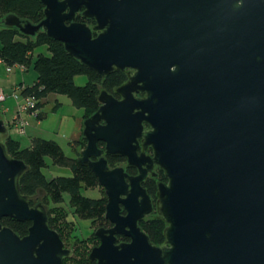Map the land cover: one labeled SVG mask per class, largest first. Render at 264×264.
I'll return each instance as SVG.
<instances>
[{"label": "water", "instance_id": "water-1", "mask_svg": "<svg viewBox=\"0 0 264 264\" xmlns=\"http://www.w3.org/2000/svg\"><path fill=\"white\" fill-rule=\"evenodd\" d=\"M42 2L40 22L16 13L3 22L28 35L45 29L101 74L131 69L116 89L121 97L101 90V105L84 120L78 160L105 187V215L115 222L97 230L90 256L98 264H264V0ZM80 10L93 27L75 19ZM99 141L139 173L111 167ZM155 164L168 178L157 203L165 245L138 225L154 209L142 180ZM27 167L0 141V264H62L71 250L46 206H31L21 191ZM5 216L30 219L29 233L4 225ZM117 233L132 240L116 244Z\"/></svg>", "mask_w": 264, "mask_h": 264}, {"label": "trees", "instance_id": "trees-1", "mask_svg": "<svg viewBox=\"0 0 264 264\" xmlns=\"http://www.w3.org/2000/svg\"><path fill=\"white\" fill-rule=\"evenodd\" d=\"M8 13H16L22 19L37 23L45 17V4L42 0H0V59L7 67L24 64L28 68L33 65L37 71L35 81L23 88V95L41 98L50 92L67 94L75 106L84 109L86 118L101 105L99 99L101 90L113 92L128 79L127 70L116 68L108 75H104L89 68L67 51L63 41L51 38L45 29L39 30L35 35H28L16 26L5 25L3 17ZM77 19L87 22L92 27L96 24L95 19L85 17L82 13L78 14ZM39 46L46 47L49 53L40 52L34 57V50ZM82 73L87 75L88 80L80 85L76 83L75 77ZM38 104L41 107L42 101ZM4 141L9 154L23 159L28 165L20 177V186L22 193L28 195L31 202H34L37 194L43 193L44 202H52L51 211L56 212L62 219L67 213L63 211L65 208L61 206V202L68 193L70 202L81 217L105 219L107 197L105 195L89 197L82 193L84 185L97 186L98 177L88 165L81 164L78 158L67 156L56 140L34 136L31 144L23 147L21 141L9 133ZM86 142V138L83 137L80 147L83 148ZM47 156H51L55 164L70 166L73 175H56L48 178L43 170L48 165ZM108 159L111 166H116L117 162L124 158L108 156ZM161 175H164L163 171ZM68 221L69 223L63 220V224L72 223L70 219ZM2 222L21 236L28 233L31 225L29 220L18 221L11 217H4ZM150 222L146 229H150L152 239L162 241L165 238L164 221L156 218ZM85 254H80L84 260Z\"/></svg>", "mask_w": 264, "mask_h": 264}, {"label": "rangeland", "instance_id": "rangeland-1", "mask_svg": "<svg viewBox=\"0 0 264 264\" xmlns=\"http://www.w3.org/2000/svg\"><path fill=\"white\" fill-rule=\"evenodd\" d=\"M34 57L38 55L40 52H45L46 54L49 53V51L46 49V47H37L34 50ZM20 68H12L11 70H14L16 72L13 74L6 71V63L0 62V85H4L5 82H9L11 79L8 77L9 74H11L12 79L15 77L19 79L21 75L24 76V78L27 81H30L29 83L33 82L37 78V71L33 65H30L28 70L25 72H21L19 70ZM35 78V79H34ZM88 80V77L86 74H78L75 77V81L77 84H85ZM22 85V84H21ZM18 86L20 91L22 92V86ZM13 95L7 94L4 100H0V102L5 101L8 97L15 98L18 102V108H20L21 101L19 100V96L13 92ZM55 94V93H54ZM57 98V100H56ZM59 101V104L57 103ZM20 110L21 115H18L17 117H12L11 115L5 116V121L9 127V133L12 134L14 137L19 139L21 141V144L23 147H28L31 144L32 137L30 136L33 132H28L25 134L18 133L14 128H17L19 124L20 119L22 118V115L28 116L29 123L27 124V127L33 123L34 120H36L38 117H34L29 115L28 113H25V111ZM84 109L81 107H77L72 103L71 98L64 93H57L56 95H53V97H50V99L44 104L43 113L47 114V117L44 121V124L42 125L43 130V137L48 139L56 140L63 148L65 154L69 157L78 158L79 156V150L80 147L78 145H75L73 139L69 138L70 135H72L73 131L77 128L76 122L79 118L83 116ZM35 118V119H34ZM87 118V117H86ZM11 121V123L9 122ZM13 127V128H12ZM7 134L0 135V141H4V138ZM83 134L81 133V138ZM46 160L48 162V165H46L43 170L48 178H52L56 175H66V176H72L73 175V169L70 166H62L59 164H55L51 158V156H47ZM104 190H102L100 185L97 186H83L82 187V193L89 197H100L103 195ZM43 201L44 202V195L37 194L36 198L34 199V202ZM47 205V209H49V212L53 215V218L55 222L58 225H61L62 228L66 231L67 235H72V239L69 241L70 246L75 245V251L73 253V259H71V263L75 264V259L80 258V254L84 250H87L89 253L88 248H91V245L93 244L92 241L95 238L94 234L92 233V228L96 225V223H92V220L90 218H82L79 217L78 214H76V208L75 206L70 202L69 195L66 193L64 200L61 202V206H64L65 211L67 214L64 215L62 219L57 215L56 212L51 211L53 207L52 202H44ZM59 205V204H58ZM67 217L70 218V220H75L74 223L76 226H71V224H68L66 226L63 224L64 222H68ZM64 220V222H63ZM72 227V228H71ZM66 228V229H65ZM87 237V238H86ZM86 252V254H87Z\"/></svg>", "mask_w": 264, "mask_h": 264}, {"label": "flooded vegetation", "instance_id": "flooded-vegetation-1", "mask_svg": "<svg viewBox=\"0 0 264 264\" xmlns=\"http://www.w3.org/2000/svg\"><path fill=\"white\" fill-rule=\"evenodd\" d=\"M82 11L83 10H80V11H78L77 13H76V20H78L77 19V16H78V14L79 13H82ZM82 15H83V13H82ZM86 17V16H85ZM89 18V17H88ZM3 19H4V17H3ZM94 19V18H93ZM78 21H80V20H78ZM98 33V31H96V33H94V34H97ZM18 65H20V64H18ZM20 67V66H19ZM26 69L28 70V68H27V66H26ZM8 70V69H7ZM124 70H127V72H128V77H129V72H130V68H126V69H124ZM128 80V79H127ZM126 80V81H127ZM125 81V82H126ZM124 82V83H125ZM123 84V83H122ZM121 84V85H122ZM26 85H23L22 86V90H23V88L25 87ZM120 86V85H119ZM119 86H117L116 87V89L119 87ZM114 90L113 92H111V91H109V92H111V93H113L115 96H117V97H121L120 96V94L117 92V90ZM139 95L140 96H143V95H145V92L144 91H141L140 93H139ZM39 98V97H38ZM43 99H44V97H41L40 98V101H43ZM6 122V121H5ZM10 123H11V121H9ZM6 125H7V123H6ZM145 126L146 127H148L149 125L147 124V123H145ZM7 127H8V125H7ZM13 128V127H12ZM16 131H17V129L16 128H14ZM8 130H9V127H8ZM18 132V131H17ZM19 133V132H18ZM6 134H9V131L6 133ZM21 134V133H20ZM0 135H2L1 133H0ZM4 143H5V141H3ZM86 144H87V142H86ZM86 144H85V146H86ZM6 145V144H5ZM98 145H99V147H101V148H103V154L107 157V159H108V156H121V157H123L124 159L122 160V161H118L117 162V164H116V166H123L124 168H125V170L129 173V174H131V175H133V174H138L139 173V169L137 168V167H135V166H133V165H129L128 164V161H127V157L126 156H123V155H110V154H106L105 153V151H104V148H105V142L104 141H99V143H98ZM84 146V147H85ZM83 147V148H84ZM82 147L80 148V150H79V156L81 155V151H82V149H83ZM144 148H143V146H141V148H140V150H139V152H141L142 150H143ZM146 153L148 154V155H152L153 156V148H152V146H148L147 147V150H146ZM78 156V157H79ZM79 161V160H78ZM108 163H109V159H108ZM81 164H84V163H81ZM87 165V164H86ZM109 165L111 166V164L109 163ZM111 167H115V166H111ZM162 171H163V174L164 175H161V173H162ZM99 181V180H98ZM160 181H168V178H167V176H166V174H165V171L160 167V165H158V164H155L154 165V168L151 170V171H149L148 172V174L146 175V177L142 180V185L145 187V189L147 190V193L149 194V196H150V199H151V201H152V204H153V207H154V209H153V211L152 212H150V213H147V214H145V215H143L142 217H140V219H138V225L141 227V229L143 230V231H145L149 236H150V238H151V240L154 242V243H156V244H158V245H165L166 244V241H165V238L162 240V241H156V240H154V239H152V236H151V234H150V229H146V226L147 225H150L151 224V220H153V219H156V218H158L159 219V214H158V211H157V203H158V183L160 182ZM98 185H100L101 186V188H102V190H104V192H103V195H105L106 197H107V202H108V196H107V194H106V189H105V187L103 186V185H101L100 183L98 184ZM29 201H30V198H29ZM39 202H42L45 206H46V209H47V205L43 202V201H38V202H31L30 201V205L31 206H34V205H36L37 203H39ZM107 205V204H106ZM120 205H121V213L123 214V215H126L127 214V209H126V207L124 206V204L123 203H120ZM47 213H48V218H49V226L52 228V229H56L58 232H59V234H60V237H61V239L63 240V242H64V246L66 247V248H69L70 250H71V252H70V254L68 255V256H66L65 258H64V260H63V262H62V264H72L71 263V259H73V253H74V251H75V245L74 246H70L69 245V241L72 239V235L70 234V235H67L66 234V231L64 230V228H62V226L61 225H57L56 223H55V220H54V218H53V215L49 212V209H47ZM105 213H106V211H105ZM76 214H78V212H76ZM78 216L79 217H81L79 214H78ZM5 217H8V216H5ZM4 218V217H3ZM2 218V219H3ZM12 218V217H11ZM82 218H85V217H82ZM2 219H1V221H2ZM15 219V218H14ZM67 219L69 220L70 218L69 217H67ZM91 220H92V223H96V225L92 228V233L94 234V239H93V241H92V245H91V248H88V249H90L89 250V253L87 252V250H84L82 253L83 254H85L86 252H87V254H85V260L83 259V257H81L80 256V258H78L77 257V259H75L76 261H75V264H98V259L97 258H92L91 256H90V254H91V252H92V249L94 248V247H96V246H98V245H100V243H101V238H100V236L97 234V230L99 229V228H101V227H103V228H105V229H108V228H111V227H113L114 225H115V222H112L109 218H107L106 217V215H105V219L104 220H102V219H94V218H90ZM16 220H18V219H16ZM25 220H29V221H31L30 219H23V220H18V221H25ZM162 220V219H161ZM72 221V223H71V226H76L75 225V223H74V221L73 220H71ZM162 221H164V220H162ZM3 223V222H2ZM164 223H165V227H166V225H167V223L164 221ZM31 224H32V221H31ZM65 225L66 226H68V224L67 223H65ZM31 226V225H30ZM72 228V227H71ZM66 229V228H65ZM125 229H128V227H126ZM165 230V229H164ZM28 233H29V229H28ZM27 233V234H28ZM24 236V235H23ZM116 241H115V243L116 244H118V243H120V242H130L131 240H132V237L130 236V235H128L127 233H117L116 235ZM87 238V237H86ZM87 259V260H86Z\"/></svg>", "mask_w": 264, "mask_h": 264}, {"label": "crops", "instance_id": "crops-1", "mask_svg": "<svg viewBox=\"0 0 264 264\" xmlns=\"http://www.w3.org/2000/svg\"><path fill=\"white\" fill-rule=\"evenodd\" d=\"M0 62H4V61H2L0 59ZM11 67L13 69L16 67L20 68L18 64L11 66ZM7 68L8 67L6 65V71H7ZM19 70H21V72L23 73L27 69L22 70L20 68ZM7 72H9V70ZM10 72H12L13 74L16 73V72H14V70H11ZM8 77H10L11 80L9 82H5L4 85L3 84L0 85V91L3 90L6 94L13 95L12 94L13 91H15L16 88H18V86H20L21 84L22 85L30 84L29 83L30 81H27L23 75H21V77L19 79H17L16 77L14 79H12L11 74H9ZM19 90H21V89H19ZM56 94H57V92H50L47 96L44 97V99L42 101V105H41V118H37L36 120H34L33 123L31 122V124L26 128V133L34 131V133L30 134V136L32 138L34 136H44L42 133L44 130L42 128V125L44 124V121L47 117V114L43 113L44 104L50 99V97H53V95H56ZM21 98H23V95L20 92V98H19L20 101H21ZM56 100H57V98H56ZM57 103L59 104V101H57ZM17 104H18L17 100L15 98L13 99L11 96L8 97L5 101L0 102V116L2 118H5L6 115H11L14 118V117H17L18 115H21L20 110H19L20 108H18ZM22 116H24V115H22ZM24 117H26V116H24ZM84 120H85V117H84V112H83V116L81 118H79L78 121L76 122L77 128L73 131L72 135H70V137H69V138L73 139L75 145H78V147H80V141L84 137V135H83L81 138V133L83 134Z\"/></svg>", "mask_w": 264, "mask_h": 264}, {"label": "built area", "instance_id": "built-area-1", "mask_svg": "<svg viewBox=\"0 0 264 264\" xmlns=\"http://www.w3.org/2000/svg\"><path fill=\"white\" fill-rule=\"evenodd\" d=\"M19 66L22 70H26V65L20 64ZM7 69L11 70L12 67H8ZM13 92L16 94V96L18 95L20 98V92L21 91L19 90V88H16V90ZM21 94H22V92H21ZM6 95L7 94L3 90H1L0 91V100H4ZM39 101H40V98H38L36 96L23 95V98H21L20 109L25 111V113H28L31 116L38 117L41 113V107L38 106ZM28 119H29L28 116L27 117L22 116V118L20 119V121H19L20 125H18L16 128L19 133H21V134L26 133L27 124L29 123Z\"/></svg>", "mask_w": 264, "mask_h": 264}]
</instances>
